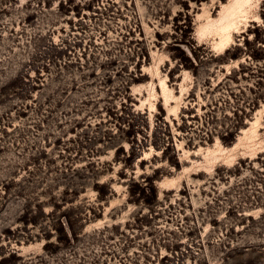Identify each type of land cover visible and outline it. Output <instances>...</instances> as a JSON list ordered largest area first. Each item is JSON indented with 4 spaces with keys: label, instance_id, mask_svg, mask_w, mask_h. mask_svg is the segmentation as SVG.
I'll list each match as a JSON object with an SVG mask.
<instances>
[{
    "label": "rangeland",
    "instance_id": "374dc122",
    "mask_svg": "<svg viewBox=\"0 0 264 264\" xmlns=\"http://www.w3.org/2000/svg\"><path fill=\"white\" fill-rule=\"evenodd\" d=\"M0 264H264V0H0Z\"/></svg>",
    "mask_w": 264,
    "mask_h": 264
},
{
    "label": "trees",
    "instance_id": "16d2710c",
    "mask_svg": "<svg viewBox=\"0 0 264 264\" xmlns=\"http://www.w3.org/2000/svg\"><path fill=\"white\" fill-rule=\"evenodd\" d=\"M181 56H183V57H184V56H185V52H183V51H182V52H181Z\"/></svg>",
    "mask_w": 264,
    "mask_h": 264
}]
</instances>
